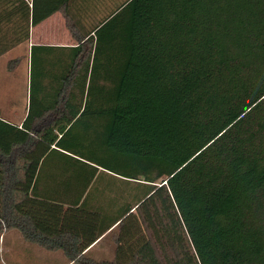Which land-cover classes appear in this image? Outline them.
Segmentation results:
<instances>
[{
	"label": "trees",
	"instance_id": "16d2710c",
	"mask_svg": "<svg viewBox=\"0 0 264 264\" xmlns=\"http://www.w3.org/2000/svg\"><path fill=\"white\" fill-rule=\"evenodd\" d=\"M67 2L0 0V56L56 12L74 42L31 47L26 115L0 118V236L65 264H264V0Z\"/></svg>",
	"mask_w": 264,
	"mask_h": 264
},
{
	"label": "crops",
	"instance_id": "0c3cea01",
	"mask_svg": "<svg viewBox=\"0 0 264 264\" xmlns=\"http://www.w3.org/2000/svg\"><path fill=\"white\" fill-rule=\"evenodd\" d=\"M29 4H33V0H27ZM49 1L56 3L63 0H35L36 11H40V7ZM68 11H74L79 17L80 11H118V0H67ZM95 14V13H94ZM19 26V25H18ZM13 32L16 27L14 21ZM5 28V27H4ZM68 30L65 26V20L60 12H56L37 24L30 26L28 43L25 48L36 47H69L73 46ZM21 49V44L9 50L0 58L10 54L16 55ZM0 80L9 79L10 71L0 68ZM0 111L7 113L3 120L20 124L25 115L19 114L17 105L0 103ZM14 119V120H13ZM108 244V246L106 245ZM110 245L107 240L103 239L93 244L87 249V254L96 259H103L111 254ZM3 261V263H2ZM0 264H65V259L61 252H47L23 241L20 235L15 231L5 232L0 236Z\"/></svg>",
	"mask_w": 264,
	"mask_h": 264
},
{
	"label": "rangeland",
	"instance_id": "374dc122",
	"mask_svg": "<svg viewBox=\"0 0 264 264\" xmlns=\"http://www.w3.org/2000/svg\"><path fill=\"white\" fill-rule=\"evenodd\" d=\"M36 55L37 52L34 51L32 53L31 48H21L17 51L16 55L10 54L0 58V68L2 70L4 69V71L9 70L11 72L8 77L9 79L0 80V103L17 105L19 114H24L27 111L30 87L32 85L33 87L35 86L37 71ZM12 62L13 66L10 65L9 69V63ZM0 116L5 118L7 113L0 111ZM108 243L111 247V254H108L105 258L111 259L113 247L110 242ZM106 245L108 246L107 243Z\"/></svg>",
	"mask_w": 264,
	"mask_h": 264
}]
</instances>
